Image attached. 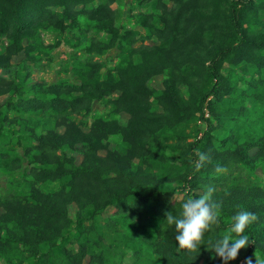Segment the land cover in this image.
I'll return each instance as SVG.
<instances>
[{"label": "rangeland", "instance_id": "rangeland-1", "mask_svg": "<svg viewBox=\"0 0 264 264\" xmlns=\"http://www.w3.org/2000/svg\"><path fill=\"white\" fill-rule=\"evenodd\" d=\"M231 1L95 0L84 6L76 5L69 18L57 17V20L47 19L38 23L36 30L44 43L41 50L35 53L34 60L29 59L27 63L25 54L6 56L5 63H9L13 72L4 76L14 80L15 75L20 78L25 87L24 96H38L33 89L41 86L44 96H58L72 101L83 94V89H88L84 102L77 106L80 107V113H73L70 117L80 123L85 131L97 120L109 122V148L127 157L125 163L121 161L125 175L117 176V170L114 169L113 174L131 183L142 194L159 189L171 192L172 202L177 203L186 193L182 179L193 157L190 145L202 137L207 128L201 112L195 108L199 96L213 84L207 72L208 65L218 48L239 41L229 20ZM103 5L108 6L101 7ZM99 7L100 11L97 12ZM82 8L88 13L77 10ZM52 10L62 14L63 8L53 7ZM241 22L251 38H264V0H254L250 9H242ZM9 43L7 37L0 36V49L3 52L8 51ZM23 47H27L26 41ZM244 56L251 60V54ZM249 65L247 60L235 64L226 59L222 63L221 71L227 84L233 88H226L224 104L216 109L221 118L216 121L208 107L205 108V117L216 121L212 141H234L232 146L244 149L246 159L249 158L248 162L253 167L243 168L247 178L242 181L238 177V169L243 167L241 161L227 166L221 173L216 171V166H211L210 175L214 177L210 186L215 188L213 200L231 217L242 210L257 215L255 223L262 229L263 240L255 254L264 258V72L255 68V72L250 68L243 70ZM134 77L139 80V88L147 93L144 107L148 112L154 111L146 121L132 123L131 114L114 111L107 99L89 97L93 94V87L97 91L105 86L110 87L114 94L109 99L119 95L124 88L132 92ZM53 91L58 94H53ZM2 93L0 103H5L12 91L4 88ZM25 112V119H17L19 125L7 124L10 129L14 128L24 135L32 130L34 134L25 139L32 145L28 158L20 146L21 142L16 138H8L10 145L16 149L11 154L18 152L21 157V167H15L14 164L9 168L0 165V234H4L2 227H8L12 229L10 238L14 241L21 239L25 227L14 223V219L7 214L8 202L16 201L8 191L13 189L12 192H17L21 188L23 169L31 171L33 168L32 172L37 174L39 180L32 173L29 180L22 181L26 195L19 198L22 201H34L27 197L31 188L35 187L44 195L52 197L58 205L64 202L65 205L61 207L67 211L71 224L64 227L62 233L72 236L68 247L77 249L75 238L78 216L80 213L87 215L91 203L80 196L81 188L66 187L64 191L56 178L44 175L41 170L53 164H47L51 162L41 156L40 141L54 136L52 132L60 135L65 131V126L43 111L42 107L36 110L26 108ZM64 151L67 156H73L77 163L84 160L85 153L81 150L58 149L56 154L61 156ZM100 153L104 155L106 152L102 150ZM212 161L219 160L214 158ZM208 187L197 190L190 197L198 198ZM31 204L35 205L36 201ZM116 214L117 208L109 207L96 221L103 223L104 219ZM152 219V214L145 213L143 218L136 217L127 221L126 225L139 226L137 237L152 239V236L160 233L164 238L168 224L165 223L160 229L159 225L151 223ZM86 221L89 224L90 221ZM120 228L118 237L123 240L125 228ZM20 247L2 254L5 248L0 246V264H30L33 261L31 250L25 248L21 251ZM133 249L123 241L120 253L124 254V264H139L138 259H134ZM243 253L244 249H241L237 259L229 261V264H236L238 259V264H245L241 258ZM144 255L145 260L142 259L140 263L161 264L155 252ZM197 264H207V257L203 256ZM217 264H223L221 258Z\"/></svg>", "mask_w": 264, "mask_h": 264}, {"label": "trees", "instance_id": "trees-1", "mask_svg": "<svg viewBox=\"0 0 264 264\" xmlns=\"http://www.w3.org/2000/svg\"><path fill=\"white\" fill-rule=\"evenodd\" d=\"M92 1L95 0H0V36H5L10 40L7 52L0 49V69H2L0 73V95L3 94L4 88L12 91L5 103H0V146H3L0 149V165L7 168L12 164L15 167H21V157L18 152L14 155L11 154L16 149L10 145L8 138H16L18 142H21L20 146L25 150V157H30L32 145L25 142V139L32 136L34 131H29L24 135L14 128L10 129L7 124L19 125L17 119H25L26 108L36 110L42 107L43 111L50 113L57 121H61L60 125L65 126V131L60 135L59 133L55 135V132H52L54 136H49V138L40 141L41 156H44L47 162H51L47 164H53L42 167L43 174L56 178L64 191H66V187L70 189L81 188L79 193L83 195L80 196L87 198L91 203L87 215L80 213L78 216L75 238L78 245L77 249L68 247V244L72 242V236L62 233V229L71 224L67 211L61 207L65 203L59 201L60 204L58 205L52 197L44 195L35 187L31 188L27 199L33 198L36 204H31L34 201H22L19 197L26 195V189L21 182L29 180L28 177L33 173V168L31 171H27L29 170L27 168L23 169V179L20 181L21 188L17 189V192H12L13 189L8 191L12 199L16 201L8 202L7 214L14 219V223L22 225V228L25 227L24 233H22L20 240L14 241L15 239L9 236L12 229L2 227L1 230L4 234H0V246L5 250L1 253L5 254L4 252L21 246V251L25 248L31 250L33 261L30 264H124V254L120 251L122 243L125 241L127 245L130 244L134 248L133 256L135 260L138 259L139 264H143L140 261L145 260L144 254L150 252L157 254L161 264H197L203 256L207 257V264H217L220 257L212 250V245L229 230L233 223L231 215L221 207L219 226H213L211 231L205 233L200 249L188 253L178 250L179 245L175 240L177 235L175 226L167 223L166 212H172L174 216L178 217L182 203L192 193L211 185L214 177L210 175L211 166L226 168L241 161L243 167L238 169V177L242 181H246L247 178L244 176L243 168L253 167L248 162L249 158L246 159L247 153H244V149L232 146L234 141L232 143H227L224 139L212 141V137L216 121L221 118L216 113V109L224 104L223 94L226 88L229 90L233 88L227 84L225 75L221 71L222 63L226 59L235 64L247 60L250 65L243 70L250 68L253 69V72L255 70L264 72V38L260 40L251 38L241 22L242 9H250L254 0H232L230 2L229 20L232 29L239 36V41L218 48L208 65L207 72L213 79V84L199 96L195 108L196 111L201 112V118L207 123V128L202 137L190 145V152L193 157L190 159L182 179V187L186 193L182 200L177 203L172 202L171 192L159 189L142 194L131 183L117 177L125 175L122 164L127 161V157L123 155L124 153L109 148V122L97 120L89 130L85 131L80 123L71 119L70 115L80 113V107L77 106L84 102L88 89H83V94L78 95L72 101L61 99L58 96H44V93H41L43 90L41 86L33 89L35 94H39L38 96H24L25 87L20 78L15 75L14 80L4 76V74L9 75L13 72L9 63L7 65L5 63L6 56L25 54L24 59L27 63L29 59L34 60L35 53L41 50L44 43L41 34L36 30L38 23L47 19L57 20V17L69 18L76 5L84 6ZM106 6L108 5L101 7ZM53 7H62V14L53 11ZM77 10L83 14L88 13L83 8ZM99 11L100 7L97 9V12ZM25 41L27 42L26 48L23 47ZM245 54H251V60H248L244 56ZM134 78L131 85L132 92L124 88L119 95L109 99V96L114 94L110 87L105 86L100 91L93 87V94L89 97L107 99L114 111L131 114L132 123L138 124L141 120L146 121L147 118L152 117L154 111L148 112L144 107L147 101V93L139 88L138 78ZM234 89L236 90L235 87ZM71 92L66 91L65 93ZM53 94L58 93L53 91ZM206 107L211 110L216 121L205 117ZM86 109L91 110L89 107ZM65 148L83 151L85 153L84 160L77 163L73 156H67L66 151L61 156L56 154L58 149L64 150ZM102 150L106 152L104 155L100 153ZM197 150L210 156V160L198 172L193 167V162L197 159ZM6 151H8L7 154ZM4 156H9V158ZM214 158L219 161L213 162ZM113 169L117 170V176L113 174ZM33 174L36 176L35 179H38L37 174ZM80 196L77 197V200ZM112 206L117 208V214L104 219L103 223H98L96 219ZM84 211L86 210L84 209ZM145 213L154 216L151 223L159 225L158 228L160 229L167 223L166 233L170 237L165 238L166 235L162 238L160 233L155 237L152 236V239L146 236L137 237L139 226L130 225V227L126 223L136 217L143 218ZM86 220L90 221L89 224H86ZM120 226L125 228L126 234L123 240L118 237ZM14 227L18 228L19 226ZM246 234L253 243L244 249L241 258L246 262L247 257H252L253 264H255V253L263 240L262 229L253 222L246 229ZM87 257L88 259H86ZM238 262L239 259L236 264Z\"/></svg>", "mask_w": 264, "mask_h": 264}, {"label": "clouds", "instance_id": "clouds-1", "mask_svg": "<svg viewBox=\"0 0 264 264\" xmlns=\"http://www.w3.org/2000/svg\"><path fill=\"white\" fill-rule=\"evenodd\" d=\"M196 156L193 167L198 172L210 160V156L199 150L196 151ZM216 171L221 173L225 169L217 167ZM214 192L215 188L209 186L198 198H187L181 205L178 217L172 212H166L167 223L175 226L178 250L188 253L197 251L202 245L205 233L211 231L213 226H219L221 205L213 200ZM257 219L256 214L247 210L232 217L233 223L229 230L212 245V250L222 259L223 264L236 260L240 250L253 243L246 234V229ZM245 264H253L252 257H247ZM255 264H264V258L255 254Z\"/></svg>", "mask_w": 264, "mask_h": 264}]
</instances>
